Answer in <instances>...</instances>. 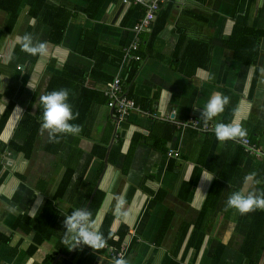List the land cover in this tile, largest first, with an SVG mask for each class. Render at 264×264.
Listing matches in <instances>:
<instances>
[{"label": "crops", "instance_id": "crops-1", "mask_svg": "<svg viewBox=\"0 0 264 264\" xmlns=\"http://www.w3.org/2000/svg\"><path fill=\"white\" fill-rule=\"evenodd\" d=\"M165 1L162 28L135 37V61L120 60L134 37L137 13L122 23L130 4L18 0L13 11L15 0H0V264H264V211H224L249 172L264 181V159L203 131L199 110L215 92L229 96L210 129L238 119L264 150V0ZM88 3L98 5L91 14ZM25 33L46 42L44 56L21 51ZM62 88L82 131L55 142L41 130L38 100ZM121 99L133 102L123 115ZM96 192L92 217L107 246L69 250L64 215L88 210Z\"/></svg>", "mask_w": 264, "mask_h": 264}, {"label": "clouds", "instance_id": "clouds-1", "mask_svg": "<svg viewBox=\"0 0 264 264\" xmlns=\"http://www.w3.org/2000/svg\"><path fill=\"white\" fill-rule=\"evenodd\" d=\"M21 51L31 56H44L47 52V44L44 41L34 40L31 34L25 33L16 38ZM69 101V90H52L39 97L38 103L42 106L41 130L47 131L50 138L58 142L56 137L59 134L79 135L82 127L79 124L70 123L76 120L79 112H73ZM230 103V97L215 92L212 94L200 110V118L205 129L214 118L224 113L226 106ZM215 138L223 143L226 141L243 140L248 132L238 119L229 123L216 122L211 129ZM209 178L208 180H211ZM264 183L258 178L256 171H251L243 178L242 186L231 192L226 200L224 211L235 210L240 215H245L256 210L264 211V191L258 190L255 186ZM125 200L122 196L117 197V210L123 207ZM63 224L65 231L62 243L69 250L86 245L94 251L101 250L107 246V239L99 231L92 213L86 208H76L70 214L64 215ZM113 264H129V261L121 256L116 258Z\"/></svg>", "mask_w": 264, "mask_h": 264}, {"label": "trees", "instance_id": "trees-1", "mask_svg": "<svg viewBox=\"0 0 264 264\" xmlns=\"http://www.w3.org/2000/svg\"><path fill=\"white\" fill-rule=\"evenodd\" d=\"M169 1H171V0H168L167 2H169ZM166 1H164V2H162V3H160V5H159V9L156 11V13H155V16H154V19L152 20V22L150 23V25H149V29H143V30H140L139 32H146L147 34H149V36H150V40H151V38L162 28V26L165 24V21H166V19H167V16H168V11H169V6H166L165 8H163L162 7V5L165 3ZM50 3H47V9H54L53 7L54 6H51V5H49ZM18 5V0H15V2H14V4H12L11 5V9L14 11L15 9H16V6ZM91 3L89 4L88 3V5L86 6V8H84V11L87 13V14H91V12H93V10L94 9H97L98 8V5H96L94 8H92L91 9ZM162 8V9H161ZM59 9H61V8H59ZM61 10H64V9H61ZM161 10V11H160ZM54 11H55V9H54ZM145 12H146V6L145 5H143V4H130V6L128 7V9H127V11H126V13H125V15H124V18H123V21H122V23L123 24H126L127 22H128V20L132 17V16H134L136 13V15H135V21L133 22V24H132V26H131V28H132V30H133V26L136 24V23H138V22H141V20H142V18L144 17V15H145ZM243 19H245V18H243ZM150 30V31H149ZM134 32V31H133ZM138 35V34H137ZM54 34H52L51 35V39L52 40H54L55 42H58V41H60L59 40V38H61V34L59 35V38L58 39H55L54 38ZM134 40V37H133V39H132V41ZM150 40H149V42H150ZM53 41V42H54ZM132 41H131V43H132ZM139 41H141V40H139ZM131 43H129V44H127V45H125L124 47H123V50H122V53H121V56H120V60H122V59H132V60H135V61H137V60H140V55H139V49H140V43H138L137 44V47H136V49H132V48H130V44ZM135 56H138L139 58L138 59H136L135 58ZM95 68H98V66L97 65H95L94 66V69ZM132 69L131 70H129V72H128V75H127V78H131L132 77V75L134 74V72H135V66H133V67H131ZM66 69H71L70 68V66H68V65H66ZM65 69V70H66ZM93 69V70H94ZM92 72L93 71H91V74H92ZM80 74H81V76H80V79L82 80V78H83V72L82 71H80ZM52 87V86H51ZM75 110V109H74ZM34 134H35V130H31L30 129V132H29V135H28V139H27V141H26V146H28V148L27 149H29L30 148V146L29 145H31V142H32V139H33V137H34ZM119 143H117V144H115L114 146H112V148H111V150L113 149H115V148H117V147H119ZM9 146H11V147H13L11 144H9L8 145V147ZM26 146H22V145H20V146H17V145H14V149L15 150H17V151H22V149L23 148H25ZM26 149V148H25ZM242 149V148H241ZM111 150L109 151V153H108V160L110 161V160H113V158H112V152H111ZM103 154L105 153V148H103ZM86 198H88V197H86ZM101 199H102V193L100 194L99 192H96L95 194H94V196L92 197V199H91V202H90V204H89V206H88V211H90L93 215H94V213H95V211L97 210V208L99 207V205H100V202H101ZM103 227V226H102ZM193 236H194V234H193V232H192V234H191V236H190V238H189V240H188V242H187V244H186V249H189L190 247H192L193 245H194V243H195V239L193 238ZM257 236V235H256ZM256 242V241H255ZM258 245V243L256 244V246ZM256 246H255V248H256ZM250 246H249V243H248V241H246L245 243H244V245H243V247H242V250H244L245 251V249H247V248H249Z\"/></svg>", "mask_w": 264, "mask_h": 264}, {"label": "built area", "instance_id": "built-area-1", "mask_svg": "<svg viewBox=\"0 0 264 264\" xmlns=\"http://www.w3.org/2000/svg\"><path fill=\"white\" fill-rule=\"evenodd\" d=\"M164 1L165 0H121V3L123 6H127L129 4H143L146 6V12H145V15L142 18L141 22H138L133 26L134 40L129 45L130 48L136 49L137 44H138V40L135 37L137 36V34L139 33L140 30L149 29V25L152 22V20L154 19L155 13L159 9L160 3L164 2ZM135 58L138 59L139 57L135 56ZM118 83H119V78H116L113 81V83L110 84V87L107 88V91L109 89L114 91V89L117 88ZM110 97L111 98L113 97L112 99H117V95H113ZM117 102L119 104L118 111L122 115L125 114L124 112H126L127 109H130L133 106V102L131 100L121 99V100H117ZM112 103H113V101L109 102V104H112ZM202 130L203 131H208V130L211 131L210 126L208 129L203 128ZM238 142H240L243 145V147L247 153L254 154L257 157H262L264 159V150H261L260 148L255 147L253 144H251L247 137L243 140H238ZM168 155L177 156L178 153L176 151H174V152L169 151ZM118 255H119V253H118Z\"/></svg>", "mask_w": 264, "mask_h": 264}]
</instances>
